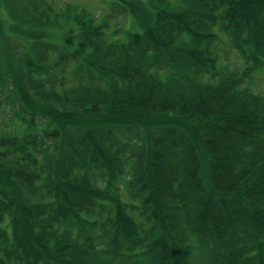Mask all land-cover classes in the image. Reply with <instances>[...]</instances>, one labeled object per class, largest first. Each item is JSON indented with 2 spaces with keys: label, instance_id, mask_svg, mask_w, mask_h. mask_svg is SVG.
Returning a JSON list of instances; mask_svg holds the SVG:
<instances>
[{
  "label": "trees",
  "instance_id": "obj_1",
  "mask_svg": "<svg viewBox=\"0 0 264 264\" xmlns=\"http://www.w3.org/2000/svg\"><path fill=\"white\" fill-rule=\"evenodd\" d=\"M260 74L264 0H0V264H264Z\"/></svg>",
  "mask_w": 264,
  "mask_h": 264
},
{
  "label": "rangeland",
  "instance_id": "obj_2",
  "mask_svg": "<svg viewBox=\"0 0 264 264\" xmlns=\"http://www.w3.org/2000/svg\"><path fill=\"white\" fill-rule=\"evenodd\" d=\"M83 2H85V3H87V4H89V0H82ZM258 78H260L261 80H260V86L261 87H264V74H260L259 76H257Z\"/></svg>",
  "mask_w": 264,
  "mask_h": 264
}]
</instances>
